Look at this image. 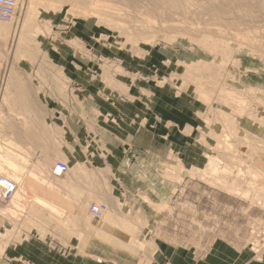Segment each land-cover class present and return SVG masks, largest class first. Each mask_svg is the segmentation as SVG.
<instances>
[{
    "label": "rangeland",
    "instance_id": "rangeland-1",
    "mask_svg": "<svg viewBox=\"0 0 264 264\" xmlns=\"http://www.w3.org/2000/svg\"><path fill=\"white\" fill-rule=\"evenodd\" d=\"M30 1L19 8L25 20L35 16L26 48L17 49V23L0 25V65L39 63L42 77L52 79L42 89L68 95L81 128L75 137L84 128L102 156L108 138L129 159L155 156L154 179L124 197L133 234L167 238L174 245L164 253L181 248L201 264H257L264 253V0ZM178 144L186 145L184 154L175 153ZM72 155L59 150L68 172ZM55 166L43 159L35 175L27 166L23 175L0 166V175L19 181L20 195L9 205L25 195L22 202L33 203L30 194H42L37 185L47 191L51 183L60 193ZM38 203V220L66 221L50 230L58 239L82 237L68 228L78 215ZM94 205L107 207L103 219L90 215ZM109 211L97 199L87 218L105 222ZM128 248L139 264L160 251L110 246L106 264L130 261L131 249L114 250Z\"/></svg>",
    "mask_w": 264,
    "mask_h": 264
},
{
    "label": "crops",
    "instance_id": "crops-1",
    "mask_svg": "<svg viewBox=\"0 0 264 264\" xmlns=\"http://www.w3.org/2000/svg\"><path fill=\"white\" fill-rule=\"evenodd\" d=\"M48 65L57 69L52 63ZM12 68L4 63L0 65V78L5 79L0 85V166L7 167L13 162L23 168L27 166L35 175L43 159L55 166L61 162L59 150L73 149L74 155L66 157L72 170L58 178L52 177L59 180L61 194L52 190L50 194H54L56 201L50 203L66 214L78 215L77 225L71 223L68 228L78 230L82 237L60 240L50 230L62 229L66 221L37 219L42 208L36 199H44L42 194L32 192L33 199L37 197L33 203L28 200L21 203V200L10 206L14 199L7 203L0 201V264H106L110 250L107 252V247L137 245L160 247L161 252L155 255L158 258L154 259L151 252V262L147 264H201L193 258L195 255H187L181 248L174 251L167 248L164 253L162 247L174 245L167 238L141 239L133 234L129 220L131 200L127 202L124 197L137 190V183L154 179L155 156L129 159L128 150L123 151L125 148L110 138L109 153L102 156L90 144L91 138L86 137L84 128L75 137L76 129L81 128L74 127L73 102L68 100V95L63 99L51 90L42 89L52 86V79L42 77L39 63L21 62ZM59 118L61 126H58ZM174 149L180 155L187 147L178 144ZM161 159L167 161L166 156ZM23 197L26 199V195ZM97 199L105 200L110 211L105 222L90 223L86 210ZM130 249L114 250L120 253ZM126 253L130 261L120 264H139L132 249ZM257 260V264H264V253Z\"/></svg>",
    "mask_w": 264,
    "mask_h": 264
},
{
    "label": "built area",
    "instance_id": "built-area-1",
    "mask_svg": "<svg viewBox=\"0 0 264 264\" xmlns=\"http://www.w3.org/2000/svg\"><path fill=\"white\" fill-rule=\"evenodd\" d=\"M20 8V0H0V23L13 24L16 22ZM3 83L0 78V85ZM68 171L64 162H58L54 167L53 174L62 176ZM18 191V184L6 176L0 175V201L10 202ZM107 207L105 205H94L90 209V215L96 219L104 218Z\"/></svg>",
    "mask_w": 264,
    "mask_h": 264
},
{
    "label": "bare ground",
    "instance_id": "bare-ground-1",
    "mask_svg": "<svg viewBox=\"0 0 264 264\" xmlns=\"http://www.w3.org/2000/svg\"><path fill=\"white\" fill-rule=\"evenodd\" d=\"M32 2H33V0H31ZM30 1V2H31ZM162 1V0H161ZM194 1V0H193ZM221 1V0H220ZM29 2V3H30ZM31 2V4H33ZM35 2V1H34ZM161 3V2H160ZM179 3V2H178ZM35 4V3H34ZM43 4V3H42ZM121 4V3H120ZM25 5H26V3H25ZM36 5V4H35ZM176 5H177V3H176ZM21 6H22V3H21ZM20 6V7H21ZM34 6V5H33ZM43 6V5H42ZM206 6V5H205ZM214 6V5H213ZM23 7L25 8L26 6H24L23 5ZM23 7H22V9H23ZM202 7H204V6H202ZM216 7V6H215ZM218 8V7H217ZM35 9V8H34ZM33 9V10H34ZM78 9V8H77ZM96 9V8H95ZM206 9V8H205ZM226 9V8H225ZM26 10H27V7H26ZM192 10V9H191ZM113 11V10H112ZM202 12V11H201ZM222 12H224V11H222ZM227 12V11H226ZM26 13V12H25ZM29 12H27V14H28ZM31 13V12H30ZM212 13V12H211ZM230 13V12H229ZM217 14V13H216ZM21 10H20V13H19V17L17 18V20H16V22L15 23H17L18 24V29H17V35H16V39H18V38H20V41H19V45H17L16 47H17V49H22L23 48V46L25 45L24 43L27 41H25L24 42V40H25V38H27L28 36H30V31H31V29H33L34 28V24L32 23L31 24V26L29 27V25H28V22L30 23V22H34V17L33 16H31V17H29L28 19L26 18V20L24 19V17H25V15L24 14H22L21 16ZM34 15V14H33ZM172 16V15H171ZM207 16V15H206ZM21 17V18H20ZM203 17H205L204 15H203ZM209 18V17H208ZM207 18V19H208ZM210 18H212V17H210ZM25 20V21H24ZM167 21V20H166ZM37 22V21H36ZM210 22V21H209ZM215 23V22H214ZM229 24H230V22H229ZM0 25H6L5 23H2V24H0ZM1 26V27H2ZM7 26V25H6ZM225 27V26H224ZM8 28V27H7ZM29 28H30V30H29ZM16 29V28H15ZM34 30H36V29H34ZM0 31H2V30H0ZM16 30H13L12 32H15ZM37 32H38V29H37ZM4 33V32H3ZM6 33V32H5ZM4 33V34H5ZM1 34H2V32H1ZM0 34V35H1ZM3 34V35H4ZM15 34V33H14ZM13 34V35H14ZM31 34H32V32H31ZM5 35H7V33L5 34ZM9 35V34H8ZM35 35V34H34ZM31 41V40H30ZM27 43H31V42H27ZM27 47V44L25 45V48ZM33 47V46H32ZM30 48V47H29ZM197 75V74H196ZM199 75H201V74H199ZM218 75V74H217ZM204 77V76H203ZM218 80V79H217ZM222 90V89H221ZM222 94V93H221ZM232 94V93H231ZM231 98V97H230ZM236 100V99H235ZM226 139V138H225ZM229 146V145H228ZM66 164V163H65ZM8 166L10 167V168H12L13 170H14V172L16 171V172H18V173H20V174H22L23 172V167H21V166H19V165H16V164H14L13 162H11V163H9L8 164ZM68 166V165H67ZM4 168V167H3ZM68 170H69V167H68ZM8 172V171H7ZM15 172V173H16ZM68 172V171H67ZM215 173V172H214ZM3 174H4V172H3ZM19 174V175H20ZM66 174V173H65ZM64 174V175H65ZM15 175H17V173L15 174ZM23 175V174H22ZM54 177H57L58 178V176H56V175H54V174H52ZM21 176V175H20ZM63 176V175H62ZM17 177V176H16ZM60 177V176H59ZM9 178V177H8ZM12 179H13V177H11ZM10 178V179H11ZM22 178V177H21ZM11 179V180H12ZM13 181L14 182H16L17 184H18V191H17V193L15 194V196L13 197V199H15L16 198V195H20V190H19V181H16L15 179H13ZM22 181V180H21ZM29 184V183H28ZM31 186V185H30ZM41 186V185H40ZM40 186L39 185H37V187H36V189L38 190V191H40V193H42V196H44V199L42 198L41 199V197L39 198H37V197H35V198H37L36 200L37 201H39V202H41V203H43L45 206H48L49 208H51V209H53L54 211L53 212H55L56 211V206H53V205H51V203L49 202V200H51V195H50V191H52V189H51V187H54V186H52V184L50 183V190H47V191H45L44 189H40ZM32 187V186H31ZM35 188V187H34ZM22 189V188H21ZM45 189H47V188H45ZM25 190V189H24ZM33 191H35V190H33ZM27 194H28V192H26ZM36 195V194H35ZM54 195V194H53ZM34 196V195H33ZM40 196V195H39ZM21 198H24V197H21ZM34 198V199H35ZM50 198V199H49ZM17 199H19L18 197H17ZM53 199V198H52ZM54 199H55V197H54ZM22 200H24V199H22ZM28 200H29V198H28ZM18 201V200H17ZM21 201V200H20ZM35 202V201H34ZM17 203V202H16ZM15 203V204H16ZM23 203V202H22ZM38 203V202H37ZM66 206V205H65ZM17 208H18V206H16V211H17ZM72 208V207H71ZM9 211H10V209H8ZM13 211H15V210H13ZM64 214V213H63Z\"/></svg>",
    "mask_w": 264,
    "mask_h": 264
}]
</instances>
